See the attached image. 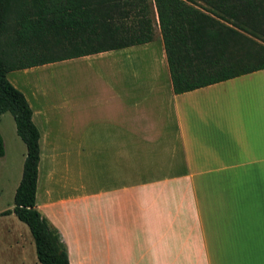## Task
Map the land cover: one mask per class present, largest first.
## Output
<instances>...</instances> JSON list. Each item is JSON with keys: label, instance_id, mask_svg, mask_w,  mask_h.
<instances>
[{"label": "crops", "instance_id": "crops-1", "mask_svg": "<svg viewBox=\"0 0 264 264\" xmlns=\"http://www.w3.org/2000/svg\"><path fill=\"white\" fill-rule=\"evenodd\" d=\"M155 36L70 58L101 64L71 101L25 96L40 134L36 208L70 264H264V68L176 94ZM22 169L0 191L14 198ZM13 206L0 205V264Z\"/></svg>", "mask_w": 264, "mask_h": 264}, {"label": "trees", "instance_id": "trees-1", "mask_svg": "<svg viewBox=\"0 0 264 264\" xmlns=\"http://www.w3.org/2000/svg\"><path fill=\"white\" fill-rule=\"evenodd\" d=\"M176 94L264 68V0H153ZM17 24L9 54L1 37ZM149 0H0V115L11 113L26 146L12 209L33 237L41 264H70L61 232L36 208L39 130L11 70L152 41ZM31 44L33 47L28 46ZM19 46V45H18ZM29 58L26 62L23 58ZM0 134V157L4 155Z\"/></svg>", "mask_w": 264, "mask_h": 264}, {"label": "rangeland", "instance_id": "rangeland-1", "mask_svg": "<svg viewBox=\"0 0 264 264\" xmlns=\"http://www.w3.org/2000/svg\"><path fill=\"white\" fill-rule=\"evenodd\" d=\"M149 4L154 35L158 34L155 37L161 40L153 0H149ZM17 27L16 23H12V27L1 37V46L11 55L21 56L23 53L29 54L30 50L23 43L15 47L9 43L16 40ZM33 45L35 44L30 43L28 48L33 47ZM28 59L24 57L22 61L26 62ZM92 63L93 67H88L77 60L68 59L35 68L28 74L14 71L8 75V79H11V83L27 98H32L31 103L33 106H36V104L59 103L65 100L71 101L75 90L89 84H99L97 71L99 70L98 66H101V64H98V61H93ZM36 121L39 122L37 118ZM0 133L6 149V155L0 157V178H6L9 172L12 175V180H16L19 172L21 173L26 147L16 133L15 122L9 112L0 116ZM6 185L2 186V191H0V205L13 203V194L9 185ZM5 223L8 226L5 239L7 242L11 241L10 245L13 247L6 253L9 257V264H36L35 261H32L33 257L36 258V251L28 226L18 219L15 221L7 220ZM2 236L3 234H0V238ZM36 262L40 264L38 261Z\"/></svg>", "mask_w": 264, "mask_h": 264}]
</instances>
